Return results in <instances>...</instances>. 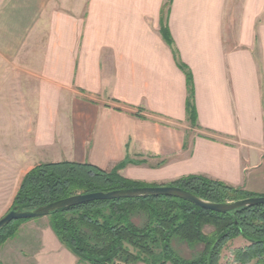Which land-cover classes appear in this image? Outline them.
<instances>
[{
    "label": "crops",
    "instance_id": "0c3cea01",
    "mask_svg": "<svg viewBox=\"0 0 264 264\" xmlns=\"http://www.w3.org/2000/svg\"><path fill=\"white\" fill-rule=\"evenodd\" d=\"M165 2L21 0L23 14L37 16L43 37L31 73L30 129L28 71L4 83L24 97L13 109L19 119L4 124L3 197L12 189L11 152L22 164L32 146L35 164L69 160L112 169L126 161L119 173L128 178L161 184L196 173L264 196V23L255 24L264 0H245L231 40L227 0H172L167 26L193 74L198 127L186 117L185 75L160 33ZM19 29L15 48L26 41V18ZM7 75L13 79V72ZM42 218L20 225L0 246V262L86 264L44 229L49 222Z\"/></svg>",
    "mask_w": 264,
    "mask_h": 264
},
{
    "label": "trees",
    "instance_id": "16d2710c",
    "mask_svg": "<svg viewBox=\"0 0 264 264\" xmlns=\"http://www.w3.org/2000/svg\"><path fill=\"white\" fill-rule=\"evenodd\" d=\"M171 2L166 0L163 6L160 33L185 75L186 117L191 126L198 127L193 74L181 60L167 26ZM125 165L126 161H122L112 169H103L90 162H39L22 176L10 208L35 210L77 194L112 190L123 193L158 185L123 176L119 170ZM161 185L179 187L213 203L255 196L242 187L196 173ZM47 217L59 241L86 264H219L225 243L239 236L248 244L233 250V260L264 264V204L223 213L174 196H119L65 206ZM28 220H13L4 226L0 230V246ZM206 227L211 229L205 231ZM183 244L199 249L193 256H185L178 251Z\"/></svg>",
    "mask_w": 264,
    "mask_h": 264
},
{
    "label": "rangeland",
    "instance_id": "374dc122",
    "mask_svg": "<svg viewBox=\"0 0 264 264\" xmlns=\"http://www.w3.org/2000/svg\"><path fill=\"white\" fill-rule=\"evenodd\" d=\"M245 5V0H227V26L228 33L227 38L231 40L235 34L236 26L240 22L241 12H243ZM27 19L28 29L24 33L22 30V38L24 41L23 45L15 48V39L20 37V23H23L24 19ZM36 15H24L23 10L21 9V0H0V161L3 157V135L5 129V122L10 123L14 121L15 118L19 119L20 112L18 110H13L17 107V104H23V93L20 94L19 88L17 86L4 85L5 82L13 81L17 82L18 75H15L17 72L26 73L28 71V111H27V123L29 129L33 125L35 111L34 103L36 102V94L34 93V87L36 84L35 76L31 73H35L36 70V60L40 55V49L38 41L43 37L42 32L38 31L35 27L36 24ZM255 24L259 25L264 23V11L257 15ZM258 33V32H257ZM5 39V41H3ZM10 41V42H9ZM26 42V43H25ZM4 43L8 45L12 43L11 50L9 48H3ZM5 51V52H4ZM253 53L258 57L259 52V37L255 36V44L253 46ZM7 55L8 58L4 60L3 55ZM9 72H13L11 78L9 79ZM15 72V73H14ZM5 78V79H4ZM16 79V80H15ZM23 90V89H22ZM21 100V102H20ZM23 106V105H22ZM23 115V111H22ZM8 131L10 128H6ZM14 129V128H12ZM11 129V130H12ZM32 146V145H30ZM29 146V147H30ZM29 156L27 162L19 164L18 156L19 154L14 155V152H11L13 162H12V189L4 193L0 192V217L3 216L11 207L14 195L17 190H15L16 182L18 176L24 172L26 169L32 168L38 161V157L35 156V149L30 147ZM17 151V150H14ZM32 152V153H31ZM19 165V166H18ZM36 165V164H35ZM18 189V188H17ZM42 218V217H39ZM44 222H49L47 216L42 218ZM44 229L49 230L51 227L48 225ZM211 228L206 227L205 231H209ZM52 230V229H51ZM248 244V241L243 237L239 236L237 238L231 239L225 243L222 248L219 264H235L233 260V250L236 248L244 247ZM196 249L199 247H194L193 249L188 248L186 245H182L178 251L185 256H193ZM255 260L247 264H254ZM139 264V263H138ZM142 264V263H141Z\"/></svg>",
    "mask_w": 264,
    "mask_h": 264
},
{
    "label": "water",
    "instance_id": "95a60500",
    "mask_svg": "<svg viewBox=\"0 0 264 264\" xmlns=\"http://www.w3.org/2000/svg\"><path fill=\"white\" fill-rule=\"evenodd\" d=\"M146 195H165L174 196L183 199L190 200L193 204L216 212H228L239 207L253 206L256 204H264V196H251L237 201L225 202V203H213L205 201L194 194L187 192L179 187L170 185H155L139 187L127 190L123 193L117 191H98L87 194H77L66 199L49 203L41 208L35 210H20L16 207L10 208L3 216L0 217V230L12 222L18 219H34L47 216L51 211L65 207L74 206L84 202L98 200V199H111L116 197H128V196H146Z\"/></svg>",
    "mask_w": 264,
    "mask_h": 264
}]
</instances>
